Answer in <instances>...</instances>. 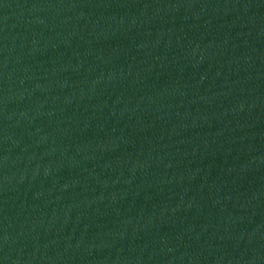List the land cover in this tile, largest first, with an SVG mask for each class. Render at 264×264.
I'll use <instances>...</instances> for the list:
<instances>
[{
    "label": "water",
    "instance_id": "obj_1",
    "mask_svg": "<svg viewBox=\"0 0 264 264\" xmlns=\"http://www.w3.org/2000/svg\"><path fill=\"white\" fill-rule=\"evenodd\" d=\"M257 0H0V264H208Z\"/></svg>",
    "mask_w": 264,
    "mask_h": 264
}]
</instances>
